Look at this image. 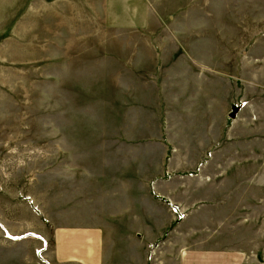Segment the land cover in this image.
<instances>
[{"label": "rangeland", "instance_id": "obj_1", "mask_svg": "<svg viewBox=\"0 0 264 264\" xmlns=\"http://www.w3.org/2000/svg\"><path fill=\"white\" fill-rule=\"evenodd\" d=\"M206 130L227 133L196 170ZM68 234L83 251L65 257ZM147 248L264 264V0H0V264Z\"/></svg>", "mask_w": 264, "mask_h": 264}, {"label": "crops", "instance_id": "obj_2", "mask_svg": "<svg viewBox=\"0 0 264 264\" xmlns=\"http://www.w3.org/2000/svg\"><path fill=\"white\" fill-rule=\"evenodd\" d=\"M228 50L229 51H231L232 52V50L230 49V47L228 48ZM189 53V51L187 50V49H185V51L183 52V55H184V57H185V59H184V64H185V66L187 67V69H189L192 73H194L195 75H197V74H199V75H201V76H203L204 78H207V79H214V78H221V79H223V80H227L226 78V76H224V75H221V73L219 72V71H216L215 72V69H217V68H215L214 69V67L212 68V67H210V65L209 64H207V63H203V62H199V61H196V60H193V59H191V58H187L186 59V55ZM183 58V57H182ZM228 59V58H227ZM229 60V62H230V58L228 59ZM228 62V63H229ZM228 63H224L225 65L226 64H228ZM218 70V69H217ZM219 70H221V68L219 67ZM199 102L201 103V106H202V102L199 100ZM236 108H238V107H236ZM254 117H255V119H256V116L254 115ZM229 118H228V115H227V120H228ZM256 123H257V121H253V125H256ZM203 125V128H204V124H202ZM226 130H227V128H231V127H233L234 126V123H230V124H228L227 122H226ZM213 133L212 134H214L215 132H214V130H211ZM226 133H227V131H223L222 132V134H221V136L219 135V137H214V140L212 141V142H210V144H209V139H211L212 140V138H209V135H208V133H207V130L206 131H202L201 133H200V141L198 142V146H197V149H203V147H204V143H205V141L202 139V138H204V137H206V139H207V141H208V145L203 149L204 150V155H202L201 156V158H199V160H197L196 162H195V165H197L196 166V170H198L199 168H200V170H201V167H207V166H209V165H211L210 164V162L213 160V153L216 151V149L220 146V144H221V142L223 141V139L225 138V136H226ZM248 138V137H247ZM199 140V139H198ZM236 141V140H235ZM253 155H255V154H257V152H255L253 149H252V152H251ZM207 165V166H206ZM199 170V171H200ZM165 174V173H164ZM165 176L166 175H162L161 177V179H158V181L159 182H161V183H158V185H161V186H163V185H167V184H165V183H170V182H172V181H174V180H172V179H168V177H166L165 178ZM197 176H200V174L198 173V174H196L195 175V177H197ZM180 178H182V177H184V176H179ZM172 180V181H171ZM155 181H157V180H155ZM155 181L153 180H151L150 182H154L153 183V186H152V190L154 191V190H156L155 189ZM152 191V192H153ZM153 194H154V192H153ZM155 196V195H154ZM151 200H153L152 198H151ZM154 201V200H153ZM139 209V208H138ZM92 233L93 234H95L96 235V238H97V234H96V232L95 231H92ZM134 237H135V239L137 240V242L139 243V244H142L143 245V247L145 248L146 246H147V244H149L154 238H151L149 235H147V233L146 232H134V235H133ZM76 234H68V236H67V241H66V248L65 249H62V252H63V254L65 255V257H67V256H72V254L74 253V252H76V251H83L81 248H79V250H76L75 251V249H74V247H72L71 246V244H70V239H74V240H76ZM85 239V238H84ZM99 239V238H98ZM98 241H100V240H98ZM79 244L81 245V246H83V245H85V243L84 242H79ZM67 247L69 248V250L67 249ZM73 249H72V248ZM94 252L95 251H93V252H91L90 253V256H91V258H87V259H85V260H83L82 262L80 261V262H78V263H76V264H96V259H95V257H94ZM152 252H153V250H151L150 249V251L148 252V248H147V250L146 249H144V254H143V256L141 257V259H142V262H141V259H140V263L139 264H152ZM149 254V255H148ZM256 260H257V256H255L254 257ZM98 262V261H97Z\"/></svg>", "mask_w": 264, "mask_h": 264}, {"label": "water", "instance_id": "obj_3", "mask_svg": "<svg viewBox=\"0 0 264 264\" xmlns=\"http://www.w3.org/2000/svg\"><path fill=\"white\" fill-rule=\"evenodd\" d=\"M230 117H233V114H231Z\"/></svg>", "mask_w": 264, "mask_h": 264}, {"label": "built area", "instance_id": "obj_4", "mask_svg": "<svg viewBox=\"0 0 264 264\" xmlns=\"http://www.w3.org/2000/svg\"><path fill=\"white\" fill-rule=\"evenodd\" d=\"M175 211V210H174Z\"/></svg>", "mask_w": 264, "mask_h": 264}]
</instances>
